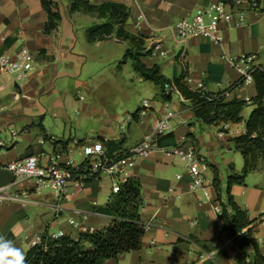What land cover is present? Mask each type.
Instances as JSON below:
<instances>
[{
    "label": "crops",
    "instance_id": "obj_1",
    "mask_svg": "<svg viewBox=\"0 0 264 264\" xmlns=\"http://www.w3.org/2000/svg\"><path fill=\"white\" fill-rule=\"evenodd\" d=\"M54 1L58 4L61 18L57 27L50 34H45L43 28L48 14L41 0H0V52L13 53L26 46L37 60L36 68L21 79V84L10 73L0 69V140L6 144L0 149V185L13 180L5 164L31 154L39 156L41 166L49 165L57 155L62 156L58 161L61 165L68 164L70 160L80 164L85 159L83 145L99 141L100 136L123 140L119 150L130 151L152 131L157 119L171 111L172 130L161 138V145L193 147L196 150L207 166L204 175L208 195L202 190L191 189V177L177 156L154 150L148 157L140 158L129 168L128 178H135L141 184L144 204L140 210L142 222L145 224L153 219V223L145 228L140 249L106 259L103 264H246L233 238L222 233L223 223L217 211L221 205L213 178L216 167L224 199L229 166L233 165L239 173L243 169V155L236 149L232 138L246 131L247 118L244 113H251L255 107L251 101L256 95L254 80L242 82L226 94L227 99L248 101L242 110L241 122L206 125L196 119L191 102L177 89L171 99H163L160 87L144 79L135 70L130 58L124 60L127 49H137L132 42L120 40L115 34L104 40H88V28L104 22L105 18L82 9L70 11V0ZM89 1L94 4L112 1L126 5L129 17L125 28L143 39L140 51L144 55L141 60L149 67L158 65L161 74L171 80L187 67V83L194 89L203 83L206 90L216 92L241 80L242 73L223 58L225 56L238 58L243 54L255 53L254 64L264 67V9L260 14L249 11L244 25L223 24L221 42H214L203 35L189 37L185 65L175 55L169 62V68L164 67L163 73V67L158 62L160 58L153 55L151 48L157 36H153L146 26L143 30L134 26L139 8L146 13L153 26L166 29L214 0ZM242 7L247 8L248 3L244 1ZM165 31L167 33L159 34L164 45L170 42L171 47L177 48L170 32ZM110 40L126 46L122 63L131 61L136 74L134 78L154 84V97L144 99L149 101V106L144 107L143 100L136 113L126 117V124L119 128L110 123L118 116V111L102 108L106 119L96 136L97 140L72 138V131L68 129L71 127L69 116L65 110V90L70 84L79 88L80 84L74 78L82 74L84 65L91 57L97 61L102 58L100 53L103 52L98 50V53H94L93 49H99L103 42ZM95 54L100 56L95 57ZM96 87L106 97L112 95L109 91L113 90V86L109 85L108 80L104 79ZM6 97L9 99L4 101ZM76 97L84 100L83 95ZM249 104L251 107L245 110ZM83 107L96 109L88 103H83ZM50 115L54 120L49 119ZM16 122L20 123V128L10 127ZM222 126L224 129H221ZM49 128H56L61 136L51 133ZM75 140L78 142L74 143ZM76 151L80 156L79 161L75 158ZM221 151L225 154H221ZM34 186L35 180H22L16 190L28 189L29 197L0 202V235L13 241L24 254L35 244L36 236L46 230H63L65 235L77 239L80 233L102 229L111 221L110 215L97 211L113 195L106 173L86 182L81 190H76L72 185L67 187L65 193L68 197L62 200L65 210L60 214H56L53 208L57 201L55 192L49 187H46L49 191L42 189L38 192ZM231 192L237 203L248 210L250 218L258 223L255 236L264 254V170L248 173L245 184H234ZM75 209L81 213H75ZM69 218L77 220V226L71 225ZM207 253H212L213 257L210 258Z\"/></svg>",
    "mask_w": 264,
    "mask_h": 264
},
{
    "label": "trees",
    "instance_id": "obj_2",
    "mask_svg": "<svg viewBox=\"0 0 264 264\" xmlns=\"http://www.w3.org/2000/svg\"><path fill=\"white\" fill-rule=\"evenodd\" d=\"M41 4L48 14L43 32L50 34L57 27L61 13L54 0H41ZM69 9L72 12L82 9L106 19L88 28L90 42L104 40L115 34L118 39L128 40L136 45L135 51L130 48L126 50L124 60L130 58L135 70L144 79L158 85L163 99H171L174 92L173 89L165 88V84L168 83L191 102L196 119L206 125H225L243 120L241 113L248 101L226 98L227 92L232 87L243 82L242 78L232 86L216 92L189 86L187 67L183 68L178 77L171 80L161 74L158 65L149 67L141 60V56L144 55L140 51L143 39L126 30L125 25L129 17L126 5L112 1L94 4L89 0H70ZM251 73L256 88V95L251 101L255 107L245 121V133L232 138L236 149L243 155V169L239 173L233 165L229 166L224 199L221 195V180L216 167H214L213 185L221 205L219 216L223 221V230L233 238L246 264H264V254L255 236L258 223L250 218L248 210L237 203L231 192L234 184H245L248 173L264 170V165L259 162V157L264 160V67L254 64ZM221 129H224L223 126ZM98 139L104 144L108 157L117 160L130 153L129 150H119L123 140L105 139L101 136ZM74 170L76 175L84 176L85 182L99 176V173L91 174V160L87 158ZM142 204L139 180L128 178L121 184L120 191L113 194L105 206L97 208L98 212L111 216V221L106 227L82 232L77 239L69 235L51 238L49 231L46 230L42 234L41 242L35 243L26 252V264H103L106 259L140 249L145 234V225L140 216Z\"/></svg>",
    "mask_w": 264,
    "mask_h": 264
},
{
    "label": "built area",
    "instance_id": "obj_3",
    "mask_svg": "<svg viewBox=\"0 0 264 264\" xmlns=\"http://www.w3.org/2000/svg\"><path fill=\"white\" fill-rule=\"evenodd\" d=\"M248 3V7H242L243 2ZM264 9V0H214L209 2L206 6L196 9L192 15L180 18L175 23L168 26V28H160L153 26L149 21L146 13L139 8V13L134 21V26L143 30L148 27L153 36H157L153 45L152 53L159 58H165L170 54V50L164 45V42L159 37V34L167 30L172 35L175 41L178 53L176 54L179 60L185 65V58L187 56V39L194 35H203L208 37L214 42H221L223 24L231 26H241L246 22V14L249 11L255 13H262ZM228 61L237 67L242 73L243 83L252 82L253 75L251 73L255 53L243 54L238 58H228ZM36 56L26 46H21L17 51L0 52V69L14 74L17 80L24 79L27 74L33 71L35 67ZM167 90L173 89L170 84H165ZM198 88L205 89L204 84L201 83ZM83 98V97H81ZM143 106L148 107L149 101L144 100ZM173 112L169 111L161 118L157 119L153 125L150 133L146 134L143 139L136 144L129 152V155L114 159L108 157L106 148L101 141L94 143H86L83 145L85 159L91 160V174L93 173H106L111 180V192L113 194L120 191L121 184L128 179V170L140 158L148 157L154 150H162L168 154L177 156L183 163L191 177L190 187L193 191L202 190L208 195V186L206 185L204 170L207 168L203 158L196 152L193 147L175 146L168 147L161 145V138L172 130L171 117ZM78 141L75 140L74 143ZM6 144L0 140V149L5 147ZM60 157L57 155L53 162L47 166H41L39 156L31 154L25 157H20L11 160L5 164V168L13 175V180L9 184L0 185V202L5 200H19L29 197V190H16L15 186L20 181L25 179L35 180V191H41L43 188H51L57 197L53 208L56 214H60L65 210L62 200L68 197L65 193L67 187L74 186L76 190H81L85 185L84 176L80 177L75 174V168L79 164H74L70 160L68 164L61 165L58 161ZM181 178V175L177 176ZM144 207L142 204L141 208ZM220 213L221 207H217ZM75 213H81L80 210L75 209ZM69 223L77 226V220L69 218ZM153 219L145 223V228L152 225ZM223 223V221H222ZM94 231V230H89ZM222 233L227 235L223 230ZM48 234L51 238H59L64 236L63 230L49 231ZM36 242H41L42 235L35 238ZM212 258V253H207Z\"/></svg>",
    "mask_w": 264,
    "mask_h": 264
},
{
    "label": "rangeland",
    "instance_id": "obj_4",
    "mask_svg": "<svg viewBox=\"0 0 264 264\" xmlns=\"http://www.w3.org/2000/svg\"><path fill=\"white\" fill-rule=\"evenodd\" d=\"M164 33L167 32H162V35ZM85 44L86 46H92L88 43ZM167 46L170 49V54L158 60L159 64L163 67V73L167 66L169 68L170 60L178 53V48L171 47L170 42ZM125 48L126 46L123 43H116L113 40L103 42L102 47L93 49L94 53H98V50L103 52L100 53L102 58L97 61L96 58L92 59L91 57L84 65L82 74L74 78L79 82V88H75L74 84H70V86L67 87L69 90L66 88L65 110L69 116L68 120L70 121L71 127H68V129L72 131V138L81 140L91 139L92 141H96V136L106 119V114L102 111V108L118 111V116L111 119L110 123L111 126L119 128L124 123L126 124V117L136 113L144 99L150 100L154 97V84L149 81H139L137 78H134L136 74L134 73L131 61L122 63ZM96 55L100 56L99 54H95V57ZM34 63L36 67V59ZM166 71L169 73V70ZM10 75L16 80L14 74L10 73ZM104 79L109 81L110 86H113V90L109 91V94L112 95L109 97H106L103 91L100 90L99 87H96L98 83L101 82L102 84ZM16 81L19 84L22 83L21 80ZM77 95H83L84 100H78L76 97ZM8 99L9 98L6 97L3 100L6 101ZM83 103H88L96 109L87 110L83 107ZM250 107L251 105L249 104L245 110ZM249 114H246L245 111L244 117L248 118ZM49 119L51 121L54 120L51 115ZM10 125V127H16L17 129L21 126L19 122H16L14 126H12V124ZM48 130L57 136H61V133H58L56 128H49ZM221 154L225 153L221 151ZM75 158L76 161H79L80 156L78 151L75 153ZM259 162L261 165H264L262 157H259ZM25 180L34 181V179ZM18 184H16L15 189ZM22 190L28 189L25 188ZM43 190L49 191L48 188H43Z\"/></svg>",
    "mask_w": 264,
    "mask_h": 264
},
{
    "label": "clouds",
    "instance_id": "obj_5",
    "mask_svg": "<svg viewBox=\"0 0 264 264\" xmlns=\"http://www.w3.org/2000/svg\"><path fill=\"white\" fill-rule=\"evenodd\" d=\"M0 264H26L23 250L2 235H0Z\"/></svg>",
    "mask_w": 264,
    "mask_h": 264
},
{
    "label": "water",
    "instance_id": "obj_6",
    "mask_svg": "<svg viewBox=\"0 0 264 264\" xmlns=\"http://www.w3.org/2000/svg\"><path fill=\"white\" fill-rule=\"evenodd\" d=\"M16 86H17V84H16Z\"/></svg>",
    "mask_w": 264,
    "mask_h": 264
}]
</instances>
